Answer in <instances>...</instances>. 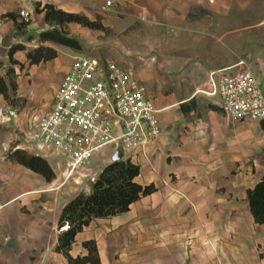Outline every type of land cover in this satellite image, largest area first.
Instances as JSON below:
<instances>
[{
	"label": "crops",
	"instance_id": "obj_1",
	"mask_svg": "<svg viewBox=\"0 0 264 264\" xmlns=\"http://www.w3.org/2000/svg\"><path fill=\"white\" fill-rule=\"evenodd\" d=\"M33 2L36 5L52 3L57 8L91 17L95 0H0V60H7L12 43L22 42L27 46L17 50L15 57L25 63L20 68L29 67L33 81L20 83L19 89L30 93L34 104L42 103L40 109L45 111L52 104L53 93L42 99L34 77H52L55 88L75 54L74 48L68 45L49 39L42 41L41 31L36 34L39 42L29 45L23 39L24 33L11 34L18 22L17 15L16 20L3 19V16L10 17L5 14H16L18 5L30 7ZM130 3L139 12L165 8L185 16L197 4L210 8L215 14L231 9L230 5H221L219 0H130ZM79 30L75 35L82 38L84 44L88 32L85 28L79 27ZM16 37L19 39H13ZM39 43L52 45L59 53L45 61L47 68L37 76V67L42 62L30 64L26 52ZM236 56L224 59L221 64H205L202 80L183 93L175 85L166 90L163 81L156 80V73L146 69L140 61L136 71L155 96L162 132L148 147L146 155L140 149H100L91 161L103 154L100 158L104 164L95 169L90 161L81 169L79 179L84 181V175L93 176L82 188L71 180L61 182V174L48 180L42 173L19 162L11 166L6 174L8 186L2 193L5 198L0 203L10 206L9 262L69 264L67 257L55 249L62 207L80 191H91L94 179L108 162L130 158L141 167L136 179L144 184L153 182L157 189L133 201L126 211L93 217L77 233L72 254L87 253L83 241L94 238L98 243L100 264H264V223L255 220L248 197V189L264 174L263 125L253 119L231 121L221 107L211 105L220 106L219 97L203 91L209 88L210 72L236 63ZM115 59L126 63L120 51ZM262 62L260 69L264 75ZM248 66L252 69L250 63ZM60 73L62 76L57 75ZM257 77L264 88V77H260V73ZM7 103L0 94V106ZM20 120L23 126L25 112L20 114ZM17 136L14 132L9 140ZM35 199L39 203L34 204ZM24 205L31 211L21 212Z\"/></svg>",
	"mask_w": 264,
	"mask_h": 264
},
{
	"label": "rangeland",
	"instance_id": "obj_2",
	"mask_svg": "<svg viewBox=\"0 0 264 264\" xmlns=\"http://www.w3.org/2000/svg\"><path fill=\"white\" fill-rule=\"evenodd\" d=\"M219 1L221 5H230L231 9L215 14L210 8L204 9L197 4L185 16L179 12L167 11L165 8H153L149 12L146 10L139 12L136 6L130 3V0H115L113 8L107 4V0H95L94 6H91L92 15L90 18L98 17L104 24L103 27L84 25L79 21H67L61 25L55 22L50 23L44 18L45 12L39 11L33 2L30 7L24 4L16 7L18 22L14 27L16 32L13 29L11 34L24 33L23 39L29 45L39 42V37L36 34L44 29L57 26L72 32L73 36H78L75 33L80 32L79 27L85 28L88 33L85 36L84 47L81 51L73 49L75 55L116 58V53L120 51L126 59L125 64L133 63L135 68H138L140 61H143L146 69L156 73V80L163 81L166 90L175 85L181 89L182 93L188 91L194 83L202 80L205 76V64H221L224 59H229L236 54L238 60L245 58L255 74L259 76L260 73V77L263 78L264 75L260 68L263 64L262 60L264 61V0ZM43 6L42 4L38 5L40 9H43ZM23 9L27 16L22 15ZM6 18L12 19L3 16V19ZM11 65L16 68V71L8 74L7 71ZM47 66V62L43 61L37 67L39 73L35 75L38 76ZM28 69L29 67L20 68L18 63L12 64L8 55L6 61H0V71L3 75L11 77L18 83L17 90H11L9 97H4L8 102L7 105L17 107L20 114L26 112L31 106L39 110L42 106V103L34 104L32 95L25 89H19L20 83L31 84L33 81V77L29 76ZM60 74L57 75L62 76ZM34 78L42 99L54 92L52 77L39 75ZM14 132L17 133L18 138L9 140ZM19 137L20 132L14 122H0V149H2L0 203L5 198L2 193L8 186L6 174L11 170V166L19 165L17 161L15 162L9 157L10 151L17 148ZM2 155H5L6 158ZM102 156L103 154L100 157ZM100 157L90 163L95 169L104 164ZM57 172L58 170L55 171V178L58 177ZM78 176H80L79 173H75L69 179L78 188H82L85 186V182L92 179L91 175H84L86 178L83 181ZM62 180L61 182H63ZM37 203L39 200L35 199L34 204ZM9 207L0 204V264H11L9 262L11 249H9L8 242L11 232L8 221ZM27 211H31L27 206L21 207V212ZM63 227L58 228L61 230Z\"/></svg>",
	"mask_w": 264,
	"mask_h": 264
},
{
	"label": "built area",
	"instance_id": "obj_3",
	"mask_svg": "<svg viewBox=\"0 0 264 264\" xmlns=\"http://www.w3.org/2000/svg\"><path fill=\"white\" fill-rule=\"evenodd\" d=\"M107 4L113 8L115 0ZM21 13L27 16L24 9ZM203 91L219 97L231 121L253 119L264 128V88L245 58L212 70ZM159 112L133 64L78 54L55 87L48 110L31 106L21 126L17 107L0 106V122H14L20 132L16 147L45 157L64 183L104 147L140 149L146 155L162 132Z\"/></svg>",
	"mask_w": 264,
	"mask_h": 264
},
{
	"label": "trees",
	"instance_id": "obj_4",
	"mask_svg": "<svg viewBox=\"0 0 264 264\" xmlns=\"http://www.w3.org/2000/svg\"><path fill=\"white\" fill-rule=\"evenodd\" d=\"M44 18L50 23L56 22L63 24L67 21H79L84 25L93 27H103L104 24L98 17L91 19L84 13L66 11L57 8L52 3H46ZM16 20L14 12L5 14ZM40 39L53 40L68 45L76 50H82L84 44L81 39L68 34L64 29L54 26L40 32ZM27 46L22 42H14L8 48V57L13 64L18 63L20 67L24 62L15 57V52L19 49H26ZM58 49L52 45L39 43L27 49V58L30 64L48 61L58 55ZM2 61V60H0ZM16 68L11 65L7 73L12 74ZM18 83L0 73V94L9 97L11 90L16 91ZM215 108H220L216 103H211ZM9 157L27 167L42 173L48 180H52L56 173L50 162L43 156L29 152L28 150L17 147L10 151ZM141 167L130 158H116L108 162L94 179L91 191H80L62 207L58 227H63L58 235L55 249L62 252L69 264H100L101 258L97 240L94 238L86 239L83 245L88 249L85 254L74 255L71 253L73 242L79 231L90 223L93 217L110 216L129 209L131 203L143 195L150 194L157 189L155 183H141L136 179ZM250 207L257 222L264 223V174L256 184L248 189Z\"/></svg>",
	"mask_w": 264,
	"mask_h": 264
}]
</instances>
